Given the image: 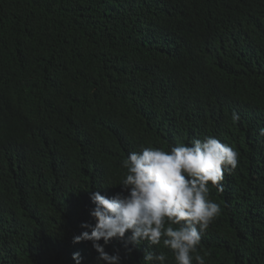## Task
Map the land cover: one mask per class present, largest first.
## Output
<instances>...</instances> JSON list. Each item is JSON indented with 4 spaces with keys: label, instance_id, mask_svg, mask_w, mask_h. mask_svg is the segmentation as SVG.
I'll return each mask as SVG.
<instances>
[{
    "label": "trees",
    "instance_id": "1",
    "mask_svg": "<svg viewBox=\"0 0 264 264\" xmlns=\"http://www.w3.org/2000/svg\"><path fill=\"white\" fill-rule=\"evenodd\" d=\"M0 264H264V0H0Z\"/></svg>",
    "mask_w": 264,
    "mask_h": 264
}]
</instances>
